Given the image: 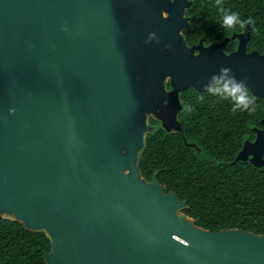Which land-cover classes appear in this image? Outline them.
<instances>
[{
  "label": "water",
  "instance_id": "obj_1",
  "mask_svg": "<svg viewBox=\"0 0 264 264\" xmlns=\"http://www.w3.org/2000/svg\"><path fill=\"white\" fill-rule=\"evenodd\" d=\"M139 1L0 0V216L46 235V264H264V235L197 226L139 168L149 118L183 135L181 94L220 67L264 97V55L244 54L250 27L229 56L189 47ZM258 142L231 164L264 168Z\"/></svg>",
  "mask_w": 264,
  "mask_h": 264
},
{
  "label": "trees",
  "instance_id": "obj_2",
  "mask_svg": "<svg viewBox=\"0 0 264 264\" xmlns=\"http://www.w3.org/2000/svg\"><path fill=\"white\" fill-rule=\"evenodd\" d=\"M231 3L241 17L256 20V30L264 29V0ZM201 113L199 102L194 111L185 114L183 135L161 129L148 134L139 163L141 173L151 181L160 171L158 179L166 192L173 191L180 201L187 202L184 213L197 226L213 232L240 229L264 235V172L247 163L231 164L228 160L232 157L223 163L213 127L206 142L203 139ZM183 136L188 142H197L202 153L188 147ZM50 249L43 232L26 230L23 224L0 216V264H46L44 253Z\"/></svg>",
  "mask_w": 264,
  "mask_h": 264
},
{
  "label": "flooded vegetation",
  "instance_id": "obj_3",
  "mask_svg": "<svg viewBox=\"0 0 264 264\" xmlns=\"http://www.w3.org/2000/svg\"><path fill=\"white\" fill-rule=\"evenodd\" d=\"M133 1L143 4L145 2H140L139 0ZM231 1L232 0H222L226 8L234 10ZM131 3L134 4L133 2ZM149 3H153L155 6H145L142 10L154 12L152 14L159 12L160 15L162 11L169 12L165 19L162 15L161 17L164 21H167L166 23H170L172 27H182L181 35L189 47L197 46L202 43V49L205 50L215 45L219 50H223L226 56H229L236 53L239 49L241 39L238 38V36L245 38L243 35L246 29L250 27L248 30L249 39H244L243 41L246 46V53L244 54L248 55L256 52L261 56L264 55V29L256 30L255 26L251 24L246 25L242 31L225 30V28L221 27L217 22L219 20V15L216 11L215 0H176L175 4H172L170 0H152ZM181 3H183L182 7L179 6ZM247 17L249 16L243 15L242 18ZM185 22V25L182 24ZM166 86L167 90L170 91L171 86L169 82H167ZM249 91L251 92L250 89ZM201 94L202 93H197L192 89H188L180 96L183 108L178 114V120L181 123L183 132L185 125L184 116L186 114L184 112V104ZM204 95L206 97L205 101L200 102L202 110L200 122L203 128L202 130L205 131L203 133V139L206 142L207 132L213 127L212 129L216 134L215 138L219 142V158L223 163H228V161L232 163L243 150L246 143L253 146V144H256L259 140L258 144L262 142L264 147V137L261 135V132L264 130V97L260 98L255 96L259 107L257 113L250 116L246 112H237L233 114L229 101H221L216 98L207 97V94ZM149 124L157 128V131L160 130L158 127L161 123L155 120L154 117L149 118ZM190 143H195L199 151L193 147L190 148L195 149L197 153H202V148L197 142L190 141ZM238 143L240 144L239 150L237 149ZM231 157L232 159L228 160V158ZM250 158H252V156H250ZM246 163L253 166L249 162ZM257 170L264 172V168Z\"/></svg>",
  "mask_w": 264,
  "mask_h": 264
},
{
  "label": "clouds",
  "instance_id": "obj_4",
  "mask_svg": "<svg viewBox=\"0 0 264 264\" xmlns=\"http://www.w3.org/2000/svg\"><path fill=\"white\" fill-rule=\"evenodd\" d=\"M170 2L175 4L176 0H170ZM215 7L219 15V20L217 22L221 27L225 28V30L242 31L246 25H254L256 23L253 17L249 16L247 18H242L239 11L226 8L222 0H215ZM168 13L167 11H162L161 15L165 19ZM61 30L64 32L69 31L67 26H63ZM153 41L156 43L160 42L159 36L154 31L148 33L145 43L150 44ZM165 47H171V45H165ZM249 79L250 77L247 74L242 75L238 79L231 67H220L218 72L210 76L207 83L202 84V94L196 96L195 101L189 100L184 104V112L187 114L194 111V104L205 101L206 97L204 94H207V97L216 98L221 101H229L233 114L237 112H246L251 116L257 113L259 105L256 97L249 91ZM15 111V108H9L10 114H14ZM124 175H127L126 171Z\"/></svg>",
  "mask_w": 264,
  "mask_h": 264
}]
</instances>
